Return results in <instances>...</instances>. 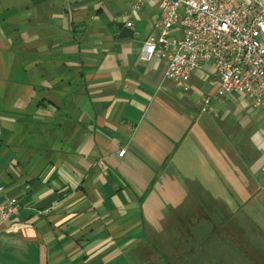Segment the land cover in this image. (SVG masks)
<instances>
[{"label":"crops","instance_id":"0c3cea01","mask_svg":"<svg viewBox=\"0 0 264 264\" xmlns=\"http://www.w3.org/2000/svg\"><path fill=\"white\" fill-rule=\"evenodd\" d=\"M133 3L0 0V264H264V103L163 80Z\"/></svg>","mask_w":264,"mask_h":264},{"label":"built area","instance_id":"2783aa9c","mask_svg":"<svg viewBox=\"0 0 264 264\" xmlns=\"http://www.w3.org/2000/svg\"><path fill=\"white\" fill-rule=\"evenodd\" d=\"M133 1V10L143 3L159 10L157 33L148 37L142 50L166 62L163 80L187 92L191 75L210 66L218 83L213 99L242 94L254 106L264 103V43L259 39L264 35V0ZM211 99L206 97L205 105ZM3 191L0 187V194ZM19 208L14 198L0 205V231Z\"/></svg>","mask_w":264,"mask_h":264}]
</instances>
